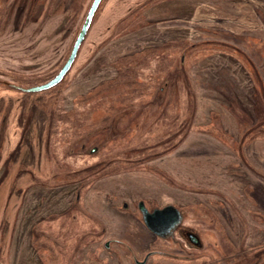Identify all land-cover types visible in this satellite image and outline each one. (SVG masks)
I'll use <instances>...</instances> for the list:
<instances>
[{
	"label": "rangeland",
	"instance_id": "374dc122",
	"mask_svg": "<svg viewBox=\"0 0 264 264\" xmlns=\"http://www.w3.org/2000/svg\"><path fill=\"white\" fill-rule=\"evenodd\" d=\"M92 1L0 0L3 23L0 29L5 24L7 29L0 35V189L15 172L19 148L29 130L33 124L39 127L40 123H44L51 177L52 167L58 162L65 169L58 178L64 183L60 186L76 184L79 191L84 187L68 216L47 219L33 230L32 244L42 264H140L145 260V264H264L262 213L245 216L223 199L219 201L221 208L215 209L210 202L213 198L210 188L187 185L157 166H148L153 159L176 152L192 135L190 149L198 150L186 153L193 154L197 163L204 166L205 162L210 164V159H222L219 151L212 154L209 150L206 143L209 138L207 142L216 139L231 148L238 156L235 165L240 170L245 168L241 162L244 146L255 139H264V39H252L257 33L249 32L247 23L205 20L209 12L221 16L213 7L225 1L102 0L74 68L63 81L39 93H24L14 88L43 84L58 73ZM262 2L256 0L255 4L263 6ZM173 8L175 13L170 12ZM221 9L222 16H226L225 4ZM217 25L219 31L212 29ZM226 29L233 30V34L226 33ZM179 33L187 39H175ZM155 34L166 40L123 54L110 67L108 61L113 55L106 53L110 46L117 45L113 53L119 52L120 47V52L136 49L152 41ZM5 40H11V45ZM5 50H11L12 54ZM147 50H151L150 57ZM128 57L135 59L129 64L134 75L121 79L116 89L132 82L141 90L130 91L127 98L123 93L112 96L108 93L114 89L109 87L110 82H116L119 77L116 63ZM213 60L235 71L230 72V77L217 70L207 72L211 75V83L207 85V73L202 76L199 67ZM111 68L117 74L112 80L90 81L93 84L82 80L87 73L100 70L99 75L112 71ZM195 73L203 80L204 87L196 81ZM218 80L224 82L219 88L220 95H214L218 101L211 107V103H199L202 93L213 97L208 89H214L212 85ZM200 104L202 112H199ZM53 114L66 118L52 127ZM107 114L112 117L108 124L104 119ZM231 125L239 129V134L230 133ZM246 136L250 140L244 144ZM199 146L207 147L208 152H200ZM171 162L177 166L175 157L166 164ZM146 170L174 189V193L161 192L164 198L166 194L177 198L178 191L186 192V205L176 206L183 216L178 231L191 229L200 237L201 246L182 239L178 231L166 238L154 235L144 224L138 208L140 202L134 210L128 204L120 206V216L112 226L115 237L107 235L104 221L83 208L82 196L95 181L116 173ZM15 174L6 218L0 226L6 225L5 232L0 233V264L9 263L13 220L25 190L35 184L48 186L46 183L51 179L42 180L24 166ZM253 190L248 185L247 193ZM189 195L200 196V204H192ZM145 205L150 211L165 207L155 200H147ZM68 225L72 226L68 228ZM122 238L130 239L132 246Z\"/></svg>",
	"mask_w": 264,
	"mask_h": 264
},
{
	"label": "crops",
	"instance_id": "0c3cea01",
	"mask_svg": "<svg viewBox=\"0 0 264 264\" xmlns=\"http://www.w3.org/2000/svg\"><path fill=\"white\" fill-rule=\"evenodd\" d=\"M225 1L226 7V16H222L224 12L222 11L223 4L216 5L213 9H216L217 14L221 16L212 15L209 12L208 19L213 21L216 19L217 23L224 22L226 24H233L234 22L247 23V30L250 32L257 33L253 36L252 39H264V3L263 6L255 4L254 0H215ZM243 1L241 4L237 2ZM260 2V1H259ZM11 4H9L10 6ZM182 5V4H181ZM219 8V9H218ZM169 11V10H168ZM170 12L175 13L173 8ZM178 14H181L180 11H176ZM163 14V13H159ZM216 14V15H217ZM171 16H174L173 14ZM170 17H168L169 19ZM166 19V18H164ZM202 19V18H200ZM150 22V21H149ZM151 24V23H149ZM219 26L215 28L216 31H219ZM149 31L150 28H147ZM225 29V28H224ZM220 30H223L222 28ZM225 31L228 34H233V30ZM7 29L5 30V32ZM215 31V32H216ZM261 32V34H258ZM147 35V34H145ZM156 35V37H154ZM152 36L153 40L145 42L142 44V47L136 49L123 50L120 52L122 47L119 48V52L113 53V49H117V45L110 46L106 53H112L113 58L109 59L110 67L112 63L118 59L123 54H131L135 51H141L145 48L152 47L151 44H160L164 42V37L159 34ZM180 33L174 38L177 40L187 39L186 36H179ZM173 38V39H174ZM249 38V37H248ZM251 39V38H250ZM168 40V39H167ZM205 40V39H203ZM124 41V40H123ZM147 41V40H146ZM117 40L113 41L112 44H115ZM111 44V45H112ZM216 60V59H214ZM210 62L206 66H197L201 75L204 76V72L219 71L224 72L223 75L230 77V72L235 71V68L229 67V65L219 64V62ZM74 68V67H73ZM112 69V68H111ZM198 69V68H194ZM104 70V69H103ZM100 71V70H99ZM98 71V72H99ZM115 70L109 72H101L99 75L98 72L95 74H85L82 78L83 82L86 84H93L92 80L105 81L112 80L117 74L114 73ZM234 73V72H233ZM97 75V76H96ZM106 75V76H105ZM210 76L207 73L208 79L206 84L211 83ZM93 77V79H92ZM195 79L197 82L204 87L203 80H199L198 75L195 73ZM95 81V82H97ZM94 82V83H95ZM223 81L218 80L217 83L212 85L214 89H208L211 91V95H220L219 88L223 86ZM246 93V92H245ZM210 97L202 93L199 95L198 100L202 105L206 103H211L210 107L214 102L218 101V97ZM199 105V112L204 111L203 106ZM232 128L230 133L233 135L239 134V129L236 126L231 125ZM45 128L44 123L39 124V127H36L33 124V127L29 130L26 139L23 141L21 147L19 148V159L15 164V172L12 174L6 183L0 189V226L3 222V219L6 218V207L7 202L13 188V182H15L16 172L19 167H27L36 177L42 180H49L51 177L49 162L47 159L44 143ZM191 137L188 139L185 144L171 155L163 156L152 160L148 166H157L163 171L167 172L169 175L174 176L180 182H183L187 185H192L200 188H210V192L213 198L210 202L215 209L218 208L220 199H223L226 204H230V207L234 209L236 206L237 210L245 216L250 215L251 213H262L264 215V139H255L244 146L242 150L243 159L241 160L243 170L239 169L237 161V153H235L227 145H223L216 139L211 140L206 138V143L209 146V150L212 151V154L215 152H220V157L222 159L216 158L215 161L210 159V164L207 165L206 162L204 166L201 165V162L194 160L193 154H187L189 150L197 151L195 148L190 149L191 147ZM237 138V137H235ZM200 152H208L207 147L199 146ZM175 162L167 163L168 160L173 159ZM183 157V158H180ZM178 158V160H177ZM235 165V166H233ZM147 166V165H146ZM152 176V177H151ZM248 185L254 188L251 193H247ZM79 186L76 184L64 185L59 187H52L46 185H33L28 187L25 190V195L23 202L20 205L19 210L15 213L16 218L14 222V230L12 234V239L9 247V263L8 264H42L41 258L37 253L34 245L32 244V234L35 227L47 219L50 220L55 216H60L61 214L69 211L72 206H74L77 194L79 192ZM173 192L174 189L166 186L160 179L156 176L151 175L146 171H129L125 173H116L109 176H105L98 181H95L89 188L84 192L82 196L81 204L83 208L91 213L96 218L102 220L107 224V235L116 236L112 231L113 221L120 216V206L123 204H128L129 209L134 210L137 208L139 202H145L147 200H155L159 205H173L181 207L186 205V192L178 191V197L171 198L168 194L166 197H163L161 192ZM174 193V192H173ZM190 202L194 205L200 204L201 199L198 195H189ZM177 208V207H176ZM178 209V208H177ZM231 209V210H232ZM233 213V211H231ZM251 216V215H250ZM254 225V224H253ZM254 229V226L251 228ZM122 240L128 242L132 246V242L129 239L122 238Z\"/></svg>",
	"mask_w": 264,
	"mask_h": 264
},
{
	"label": "water",
	"instance_id": "95a60500",
	"mask_svg": "<svg viewBox=\"0 0 264 264\" xmlns=\"http://www.w3.org/2000/svg\"><path fill=\"white\" fill-rule=\"evenodd\" d=\"M101 1L102 0L92 1L91 6L85 17V20L82 24V27L74 41L70 54L67 57L64 64L62 65V67L60 68V70L58 71V73L53 78H51L50 80H48L43 84L28 88H21L15 86L16 89H19L24 93H39L55 88L63 81V79L67 76V74L71 70L75 60L77 59L80 48L86 39V36L93 22L95 13ZM93 151H96V149ZM138 208L142 214L145 226L148 228L150 232H152L157 237L166 238L170 236L175 231V229L181 224L183 220L181 211L173 205H168L163 208H156L150 211L147 209L144 202H140ZM145 263L146 260L140 264H145Z\"/></svg>",
	"mask_w": 264,
	"mask_h": 264
},
{
	"label": "trees",
	"instance_id": "16d2710c",
	"mask_svg": "<svg viewBox=\"0 0 264 264\" xmlns=\"http://www.w3.org/2000/svg\"><path fill=\"white\" fill-rule=\"evenodd\" d=\"M166 47V46H165ZM150 51L151 50H147L146 51V55H148V57H150L152 54H149L150 53ZM145 59H147V57H145ZM131 62H135V59H134V57L132 58V57H128V58H126L124 61H119V62H117L116 63V65H117V67H118V69H119V77L117 78V80H116V82L115 81H112V82H110V83H108V84H110L111 86H109L110 88L112 87V88H114L113 90H110V91H108V93H110L112 96H117V95H122V93L123 94H125V97L127 98L128 97V95L130 94L129 92L130 91H137L138 92V89H139V87H134L133 85L134 84H132V82H130L129 83V85H126V87L125 86H122V88H118V89H116V85L117 86H119L120 84L119 83H121V82H119L121 79H123L124 77H127L128 79L132 76V75H134V73L132 72V68L130 67L131 65H129ZM145 61H143V63H144ZM139 62H136V63H134V64H138ZM119 84V85H118ZM114 85V86H113ZM36 86V85H35ZM29 87H31V86H29ZM106 87H108V86H106ZM28 88V87H27ZM53 89V88H52ZM51 90V89H50ZM139 90H141V89H139ZM140 92V91H139ZM129 93V94H128ZM124 96L122 97V99L124 100V99H126ZM112 103H110V105H111ZM113 105H111L110 107H112ZM108 115V116H107ZM105 117H104V119H106L107 121H106V124H108L109 123V121L112 119V117H111V115H109V114H107ZM65 116H63V115H55V114H53L52 116H51V122H50V124H51V126L53 127L54 126V124L55 123H57L58 121H62V120H65ZM103 119V120H104ZM115 119V118H114ZM113 119V120H114ZM111 127H113L112 126V124H111ZM51 133V132H50ZM249 140L250 139H247V136H246V139H245V143L244 144H247L248 142H249ZM49 151V150H48ZM49 157H51L52 158V156L50 155V151H49ZM57 161V160H56ZM58 162H56V165L55 166H53L52 168H53V176L51 177V179H50V181L49 182H47L46 184L47 185H50V186H60V185H63L64 183H61L59 180H58V178L65 172V169H64V165H62V164H57ZM97 168V167H96ZM95 168V169H96ZM58 171V172H57ZM103 174H105V173H103ZM102 176H105V175H101V176H99V177H102ZM98 177V178H99ZM36 182L37 183H41L39 180L37 181L36 180ZM84 188V187H83ZM83 188H81V191H79V195H78V200H80V193H82L83 192ZM86 188H88V187H86ZM76 207V206H75ZM75 208H73L72 210H74ZM5 228H6V225H5V223H4V226H2V227H0V233H4L5 232Z\"/></svg>",
	"mask_w": 264,
	"mask_h": 264
},
{
	"label": "flooded vegetation",
	"instance_id": "af4514ba",
	"mask_svg": "<svg viewBox=\"0 0 264 264\" xmlns=\"http://www.w3.org/2000/svg\"><path fill=\"white\" fill-rule=\"evenodd\" d=\"M179 226L175 229L174 233H176L178 231ZM178 235L182 238L187 240L189 243H191L194 246H201L202 242L200 237L193 231H191V229L189 228H180L178 231Z\"/></svg>",
	"mask_w": 264,
	"mask_h": 264
},
{
	"label": "bare ground",
	"instance_id": "6f19581e",
	"mask_svg": "<svg viewBox=\"0 0 264 264\" xmlns=\"http://www.w3.org/2000/svg\"><path fill=\"white\" fill-rule=\"evenodd\" d=\"M0 23H2L1 21H0ZM3 24V23H2ZM6 25V24H5ZM3 26V28L2 29H0V35H4L5 34V28H6V26ZM5 43L6 44H8V45H11V40H5ZM7 49H10V46H8L7 47ZM4 52H6V53H8V54H12V51L11 50H5ZM79 193V192H78ZM69 215V211H67V212H65V213H63V214H61L60 216H55V218L54 219H58V218H63V217H66V216H68ZM72 225H68V228L69 227H71Z\"/></svg>",
	"mask_w": 264,
	"mask_h": 264
}]
</instances>
